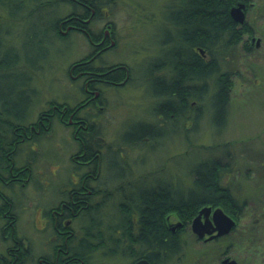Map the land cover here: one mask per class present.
I'll return each instance as SVG.
<instances>
[{"label":"rangeland","instance_id":"1","mask_svg":"<svg viewBox=\"0 0 264 264\" xmlns=\"http://www.w3.org/2000/svg\"><path fill=\"white\" fill-rule=\"evenodd\" d=\"M29 1L31 2V0ZM56 1V15L66 13L65 0ZM170 1L172 0H114L109 6V18L115 23L120 45L107 51L100 58H104L108 63L119 61L126 63L132 69V77L129 83L124 86H103V88L98 85L97 87H101L102 94H104L101 104H84L79 111L78 115L84 116L85 122L87 121L85 125L89 127L88 122H92L95 129L98 130L97 133L103 138L101 146L103 157L101 155L99 161L102 165L101 174L99 172L97 179H89L87 183L95 190L106 189L110 192L106 194L105 202L107 204L102 209V214L106 217L109 214H116L114 204L121 196V192L118 193V189H116V183L119 184V181L114 182L116 179L111 178V181L106 182L107 184L103 182L108 174L109 166L110 169L117 171V168L111 165V161L114 160L113 150L118 148V153H121V150H123V154L128 152V159L132 161L130 170H127L125 181L136 182L143 179L152 182L155 181V177L171 176V179H180L186 186L191 184L192 175L190 172L193 166L198 161L209 157L207 155H214L221 159L223 164H227L224 167L230 169V172H223V184L229 185L232 189L240 188V193L235 191L237 199L240 201L247 199V202L255 207L249 210L246 216H242L237 233L229 235L225 240L218 241V248L212 247L213 244L209 242L200 244V248H198V243L191 232L189 230L182 232L180 239L183 241L182 245H185V251L182 252H185L189 257L193 256L192 259H194L186 258V264H220L218 262L219 254L230 241H237V237L240 243L232 254L235 255L239 264H264V235L259 232V227L263 228V219L256 223V226L250 228L251 231L246 234L247 239H244V229L247 226L244 221H247L248 217L256 215V212L259 213L264 204V11H259L255 0H250L249 5L245 4L249 7L245 20L252 26L253 33L245 34L243 41H247L249 44V39L253 36L255 39H259V43L249 44L250 52L247 54L239 47L236 50L237 53L233 57L230 56L229 64L222 67L232 75L228 112L224 128L221 130L222 133L220 134V129L211 123L212 112L210 114L207 109L206 100L203 101L204 113L195 126L194 124L190 125L192 120L188 119L187 127L175 128L174 133L176 132V134H169L170 136L160 145H152L153 142H149L131 147L120 140L122 131L134 121L141 120V118L152 119V108L157 99L151 94L150 86L142 74L149 65V61L155 59L160 53L155 44L158 36L157 28L172 27L164 20ZM27 2V0H23V4ZM34 4L36 3L34 2ZM33 7L34 5L27 3V6L24 5L23 13L21 12V20H13L10 23L7 21L10 26L9 35L5 39L3 37L0 39L7 42H12V39L16 40V43H11L16 46L17 41H20L21 31L31 21L40 22L42 20L39 18L41 14L34 13L30 17L29 13ZM2 9L5 7L0 2V13L3 12ZM102 22L101 17L99 20H95L98 29ZM162 37L161 33L160 39ZM89 49L91 46L84 36L73 33V42L69 45V50L61 55L62 57L55 59L54 52H51L48 64L54 62L52 66L50 64V68H48V64H45L43 69L34 70V79L26 86L33 102L30 105L25 124L35 122L39 111L48 109L53 101L64 102L68 105L83 102L80 100L83 99L84 93L79 88V83L67 81L64 74H61L64 73L68 63L81 58ZM94 64L97 65L98 62ZM60 65L64 69L55 71V68ZM54 73L55 76L59 75L57 78L60 77L62 80H51V74ZM17 80H21L18 82L23 81L22 79ZM8 82L9 80L5 81L0 78V91L4 90V85ZM188 115L191 117L192 112H189ZM67 116L66 114L60 116L59 120L55 118L51 130L19 144L16 163L20 166L24 164L28 166L29 179L25 184L14 182L0 185L1 191L11 199L13 210L15 209L17 215L16 242L8 246L7 237L3 235L2 229L4 228L7 234L13 237V228L5 224V219L9 215L8 211L5 212L7 214H0V253H6L7 248H11V252L16 253L13 247L17 249L20 245L19 237L25 239L29 248V254L27 252L23 254L28 255L27 259L37 256L38 253H46L52 245L53 241L49 240L51 237L48 234L50 225L45 223L47 218L41 214V209L45 211L51 205L58 203L64 195L66 196V188L80 183L83 173L88 169V161L83 158V154L80 152L82 146L79 147L72 135L73 127L76 126L78 129L81 126L82 118H76V120H80V123L76 125L77 122L73 121L72 114L69 113V117ZM185 129L190 130L187 136L184 133ZM74 136H77L76 133ZM217 147H221V149L215 151ZM74 158L80 162L87 161V163L76 167V164L72 162ZM102 196L103 193L99 192L93 197L92 202L100 201ZM78 225L75 223L74 227L80 234ZM245 249L246 254H244ZM196 252L197 255L205 256V259L200 263L194 257ZM4 257L10 258L7 260L8 264H14L18 259L11 258V256ZM91 264H130V262L128 259L124 260L123 257L100 258L96 251L92 255Z\"/></svg>","mask_w":264,"mask_h":264},{"label":"trees","instance_id":"2","mask_svg":"<svg viewBox=\"0 0 264 264\" xmlns=\"http://www.w3.org/2000/svg\"><path fill=\"white\" fill-rule=\"evenodd\" d=\"M27 1L28 5H34L32 11L29 13L30 17L34 13L38 14L41 11V16L39 17L41 19H45L42 14L46 10L45 8L53 2L51 0ZM88 1L90 3L89 9L86 10L85 8H79L76 3L69 0L71 9L74 12L80 11L90 14L93 11V16L100 13L101 3H105L106 6L108 5V0ZM240 1L247 2L246 0L170 1L167 5L168 10L166 14H168L170 20L175 25L173 27V29L175 28V35H173L175 39L172 40V45L175 46L181 42L185 45V48H180L181 52L177 48L173 49L176 53L173 54L171 65L176 66L178 78L181 80L184 78L189 84L184 85L179 81L173 80L170 81L171 83L165 84L160 75L145 72L143 75L150 86V92L157 99L152 108V119L145 120L141 118V120L134 121L122 131L120 140L131 147L149 142H153L152 145H160L162 141L170 136L169 134H176V132L174 133L175 128L181 126L187 127L186 121L188 119L191 118L192 122L190 125L194 124L195 126L204 113L205 105L203 101L206 100V107L210 114L212 112L211 123L214 127L220 129V134L222 133L221 130L224 128L228 112L230 88L232 85V75L228 70H223L222 67L229 64L230 56L233 57L239 47L246 54L250 52V46L247 41H243V37L245 34L253 33L252 26L246 20L243 23L236 22L229 13L230 7ZM0 2L5 7V9H2L3 12L0 13V37L5 39L9 35V23L13 20H21V12L23 13L24 5L27 6V3L23 4V0H0ZM255 2L259 11H264V1L255 0ZM72 14H69L70 20L72 19L70 18ZM56 18H53L50 24L48 23L44 26L40 24L42 20L40 22L31 21L21 31L19 36L20 41H17L16 46L11 44L13 42L16 43V40L12 39V42H7L4 39H0V78L5 79V81L9 80L4 85V90L0 91V185L2 183L6 184L2 182L4 177L10 180L8 184L14 182L25 184L28 181V166L26 165V167L25 164L20 166L16 163V152L19 144L32 140L44 132L51 130L55 118L59 120V117L65 114L69 117V113L72 114L74 122L76 118H82L81 126L78 129L74 126L72 135L76 142H78L79 147L82 146L80 152L81 154L83 153V158L88 161L89 170L83 174V176L87 177L84 183H87L89 179H93L94 176L98 177L99 172L101 174L102 165H100L99 161L101 160V155L103 157L101 150L103 138L97 133L98 130L95 129L92 122H88L89 127H87L85 125L87 123V121L85 122V117L78 115L84 105L82 102L68 105L64 102L53 101L47 109L49 115L47 114V110H40L35 122L25 124L30 105L33 102L31 101L30 91L26 90V86L33 80L30 77V75L35 73L33 71L43 69L38 68V64L36 65L34 60L36 51L42 48V41L37 39L36 35L40 31H46V29H56L57 21H60V19L55 21ZM47 33L48 37L52 38V33L50 31H47ZM3 34L4 36H2ZM43 34L47 36L46 33ZM43 43L49 48L51 40L49 41L48 39V41H44ZM197 47L200 48V52L202 53L197 51ZM86 57L81 58V60L86 59ZM47 59V57L42 59V66L49 63ZM156 61H149L148 66ZM33 65L34 67H30ZM123 65L127 67L125 63ZM74 66L80 68L89 65L75 64ZM113 66H118V63L110 67ZM29 69H33V71H29ZM119 70L120 72L117 74V77L121 76L120 79H123L126 69L120 66ZM108 75H111L113 78L116 76L112 71L106 76ZM17 79H22L23 81L18 82L21 80ZM189 112H192L191 117L188 115ZM60 122H63V120H60ZM79 123L80 121L76 125ZM30 125L34 126L33 130ZM195 130L194 132H196ZM188 132L190 130H184L186 136ZM75 133L77 136H74ZM219 148L221 149V147ZM219 148L217 147L215 151L220 150ZM112 153L114 160L111 161V165L115 166L117 171L110 169L109 166L107 168L108 174L103 182L108 183L111 181V178L116 179L114 182L119 181V184L116 183V189H118V193L121 192V196L115 202L116 204H114L116 214H109V216L105 217L107 224L111 222L108 226L109 232L107 235H110L112 240L114 236H122V240L111 242L115 247L121 248L122 252L128 257H134L133 252H137L131 251L130 248L134 218H136L135 220L139 226V232L136 237L139 247L138 252L143 248L144 250L141 253H146V249L152 250L155 254L152 260L155 263L157 253L160 251L165 250L169 255L180 252L182 249L180 233L201 206L207 204L221 206L238 221L241 220L244 211L255 207H252L253 204L248 203L247 199L241 201L237 199L235 191L240 193V188H233V190L229 185L223 184V172H230V169L224 167L227 164H223L222 160L214 155H207L209 157L198 161L193 166L190 172L192 175L191 184L186 186L180 179L174 180L171 179V176L155 177V181L152 182L143 179L136 182L125 181L128 173L127 170H130L132 166L130 164L132 161L128 159V152H124L123 154V150H121V153H118L117 148ZM77 161V158L72 159L76 167L82 164L79 163L80 161ZM17 170H20V174L18 173L17 175L20 179H11V173H16ZM109 173L111 174L110 176ZM81 183L73 184V192L75 191L74 189L81 186ZM97 190L102 192L103 196L100 201L93 203L92 199L98 194ZM3 193L0 189V214L2 215L6 210L8 211L11 217L5 219V224L13 228V237H15L17 216L13 212L11 199ZM109 193L106 189H93L92 193L88 195L77 196L76 199H73L76 204L72 208H69L66 214L69 217H76L83 211L80 214L82 216H79L82 218V221H90L93 217V219H99L100 221V216H104L101 207L107 204L105 197ZM62 203L64 202L61 201L59 204ZM87 204H91L93 207L82 208L83 205ZM167 213H173L176 218L183 222L182 227L176 229L175 232L170 231L166 225L165 215ZM79 229L86 231L83 227H79ZM92 237L98 238L99 235L94 234ZM100 246L101 243L97 241L93 248L97 249ZM91 251L92 249L89 250V252ZM0 254L1 256H11V258H14L11 248H7L6 253ZM19 257L20 255L18 254L17 258ZM77 258L75 260L77 264H86L87 257L85 255L79 254ZM17 261L14 264L21 263ZM0 264H4V262H0Z\"/></svg>","mask_w":264,"mask_h":264},{"label":"flooded vegetation","instance_id":"3","mask_svg":"<svg viewBox=\"0 0 264 264\" xmlns=\"http://www.w3.org/2000/svg\"><path fill=\"white\" fill-rule=\"evenodd\" d=\"M51 1H55V2H51V4L49 3L50 5H48L45 8L46 10H44V13L42 14L43 18L45 19H42L40 24L41 26H44L48 23L50 24V21L55 17H57L55 21L59 19L60 21H57L58 24H57L56 29L54 28H52L53 30L46 29V31L43 30V31H40L39 34L37 33L36 35L37 39L42 41V48L36 51L35 53L36 55L34 54L35 63L36 65L38 64L37 65L38 68H44V66H42L43 64L42 59H44V57L49 58V56L52 55L51 52H54L53 56L55 59L57 57H62L61 55H64V52L66 50L67 51L69 50V45L73 42V33H78V34L83 35L84 39H86L88 44L91 46V49H89L85 53V55L82 56L81 58H85L86 56L88 58L86 57V59L84 60H81V58H79L75 61H72L71 63H68V65L65 68L64 73H62L61 75L64 74V77L67 78V81L70 80L71 82L79 83V88L84 93L83 99L80 100V101H83L82 102L83 104H87V105L91 103L101 104L102 102L101 98L103 99L104 94H102L101 87H97L98 85L102 87L104 85L112 86V87L124 86L126 83H129L132 77L131 75L132 69L126 63L125 64L127 65V67L123 65V62L119 61V62H114V63H108V61H106L104 58H100L102 55L106 54L107 51L113 50L120 45V40L117 35L115 23L109 18V6L114 0H108L107 6L105 5V3H101V8H100L101 11L99 14L95 16H93L94 15L93 11L90 14L89 13L85 14L86 12H80V11L74 12V10L71 9L69 0H65L64 2V4L67 6L66 13H63L57 16L55 13V5H57L56 3L57 1L56 0H51ZM71 1L73 3H76V5L79 8H85L86 10L89 9L90 3L88 0H71ZM246 1H247L246 3L243 1L242 2L240 1V3H244V4L248 3L249 5L250 0H246ZM69 5H70V10H69ZM248 5H245V9H244L245 18H246V12L249 9ZM40 13L41 11L38 12V14ZM70 13H73L70 17L72 18L71 20L69 19ZM100 17L103 19V22H102L101 27L98 29V24L95 23V20H99ZM164 20L166 21V23L171 24L172 27L165 28L163 26L162 28H157L156 31H157L158 36H157V39L155 40V44L157 48L159 49L160 53L158 56L155 57V59L152 60V61L154 60H157V61L155 63H152L150 66H147L145 72L146 73L151 72V74L154 73V74L160 75L165 84L171 83L170 82L171 80L179 81L183 83L184 85L189 84L184 80V78L182 80L178 78V75L176 73V68H175L176 66L171 65L173 61V54L176 53V51H173V49L177 48L178 50H180V48L181 49L185 48V45L182 42L178 43V45H175V46L172 45V40L175 39V37H173V35H175V28L173 29L175 25L173 24V21L170 20L168 14L164 16ZM47 31H50L52 33L51 34L52 38L48 37ZM160 31L163 35L162 39H160L161 37ZM43 33H46L47 36H44ZM48 39L49 41L51 40V44L49 47L50 49L47 48L45 44L43 43L44 41H48ZM253 42H256V44L259 43V41L257 42V39H255L252 36L249 39V44L252 45ZM197 49H198L197 51L200 52V48L197 47ZM96 62H98V64L93 65V63H96ZM53 63L54 62L52 63L50 62L51 66ZM116 63H118V66L110 67L111 65L116 64ZM50 64H48V68H50ZM73 64L74 65L75 64H88L89 66L79 68V67H75ZM120 66H123L126 69L125 71L126 74L123 77V79H120L121 76L117 77V74L120 72L119 70ZM30 67H34V65ZM60 69H64L63 66L61 67L60 65V67L59 66L56 67L55 71L60 70ZM29 71H33V69H29ZM110 71L115 73L116 75L115 78H113L111 75L106 76ZM57 76H55V73L51 74V80H62V78L60 77L57 78ZM30 77L34 79V75H30ZM47 114L49 115L48 110H47ZM78 121L80 120L77 119L75 122H78ZM30 126H31V129L33 130L34 126L33 125H30ZM79 163H87V161L79 162ZM87 168H86L87 169L86 171L89 170L88 166ZM18 173L20 174V170H17L16 173L12 172L11 179L19 180L20 177L17 176ZM86 178H87L86 176H83L81 180L82 182L81 186L77 187V189H74L75 190L74 192L72 190L73 186L71 187L69 186V188H66L67 190L66 196L64 195L63 198L58 203L51 205V207L45 211L41 209L42 210L41 214H44L45 217L47 218L45 220V223L50 225L48 234L50 235L51 238H49V240L50 241L52 240L53 242H51L52 245L48 248L49 251H47L46 253H38L37 256H34L31 259H27L28 255H23V254H25L26 252L29 254V248L27 247L26 241H24L25 239L24 238L22 239L21 237H19L18 240H20L21 242H20V245H18L17 249L16 247L15 249L13 247V250H15L16 252L13 255H14V258H17L18 254L19 255L21 254L20 257L21 256L22 257L21 258L19 257L20 259L18 258V260H20L21 262L20 264H77L75 260L78 259L77 256H79V254L85 255L87 257L86 264H91L92 255L96 251L100 258L107 257V256L123 257L124 260L128 259L130 264H135L139 260H145L148 264H186V258H190L191 260H194L192 259L193 256L189 257L185 252H182L183 250L185 251V245L181 246L182 249L180 250L179 253H174L173 255L167 254L165 250L162 252L161 251L158 252L157 257L155 258L156 259L155 263L152 260V257H154L153 255H155L152 250L146 249V253H141V251L144 250L143 248L140 252H138L139 247L137 245L136 237L139 232V226L135 220L136 218H134L133 220V226H132L133 228L131 230V233L133 234V236L131 237L132 242H130L131 244L130 248H131V251H137V252H133L134 257L133 256L128 257L125 253L122 252L121 248H117L112 244L111 241H117V240L120 241L123 238L121 235H119V236H114V239L112 240L110 235H107V233L109 232L108 226L111 222L107 224V221L104 216H100V221L99 219H96V220L93 219L94 217L91 219L92 221L91 220L82 221V218L79 217V216H82L80 215L81 213H83L82 211L76 217H69L68 214H66V211L67 210L69 211V208H72L73 205L76 204V202L73 201V199H76L77 196L82 197V196H85V194L88 195L92 193L93 191V188L88 183L83 182V180H86ZM93 179H97V177L94 176ZM9 181H10L9 179H6V177H4L2 182L8 184ZM73 193H76V194H73ZM97 193H99L98 190H97ZM3 194L7 196L5 193ZM69 194H70V201H69ZM61 201H63L64 203L59 204ZM207 205L211 207L210 213L208 215V218L211 221L208 226V230L211 231L213 227L212 211L215 207H217V205H214V206H212L211 204H207ZM90 207H93V205L91 204L83 205L82 208L87 209ZM103 207H105V204L102 205L101 209H103ZM198 210H197V213H198ZM248 210L250 209H247V211L243 213V217L246 216V214L248 213ZM223 211L235 220V226H233L228 233L223 234L221 236H212L213 234L216 233V231L212 230L210 233L205 232L201 237H199L198 235L192 232L191 227H190V223H191L190 221L183 228V231H181L180 236L182 232H185V231L187 232L189 230L191 234L194 236L195 241H197L198 248H200V244H205L206 242L213 244L212 247L218 248L217 246L218 241L225 240L229 237V235L234 234L235 232L237 233L239 229V228L237 229V227L241 223V220L238 221L232 215L227 213L224 209ZM13 212L16 213L15 209L13 210ZM8 217H11V216L8 215ZM88 219H90V217H88ZM261 219H263L262 221L263 228L259 227V232H261L264 235V204L262 205V210L259 213L256 212V215H252L251 217H248L247 221H244V223L247 224L246 229H244V233H245L244 239H247L246 234H248L249 231H251L250 228L256 226V223H259ZM165 222H166L167 227L172 232H175L176 229H179L180 227H182L181 225L183 224L182 220L176 218L173 215V213H167L165 215ZM176 222H180V224L174 229H171L170 224H173ZM75 223L79 224L78 232L80 231V234L77 233V229H75L74 227ZM79 227L85 228L86 231L80 230ZM2 231H4L3 235L7 237L6 239L9 243L8 246L16 242L15 241L16 237H12L10 236V234H7V231L4 228L2 229ZM94 234H98L99 237L98 238L92 237ZM210 236L212 237L209 238ZM97 241L101 243V246L95 249L93 247ZM239 243L240 242H239L238 237H237V241L236 240L234 242L230 241L226 245L225 249H223L221 253L219 254L218 262L220 264H225L223 262V259L228 257L230 259H234L236 263L239 264V261L234 257L235 255L232 254L234 250H237ZM244 243H246V241H244ZM91 249L92 251L89 252V250ZM244 254H246V249H245ZM194 257L197 259L198 263H200L201 260L205 259L204 258L205 256L200 255V254L197 255V252ZM9 259L10 258L6 259L4 256L0 255L1 263L4 262V264H8L7 260Z\"/></svg>","mask_w":264,"mask_h":264},{"label":"water","instance_id":"4","mask_svg":"<svg viewBox=\"0 0 264 264\" xmlns=\"http://www.w3.org/2000/svg\"><path fill=\"white\" fill-rule=\"evenodd\" d=\"M245 4L238 2L235 6L230 7L229 13L233 20L239 23H243L245 20ZM259 39H257V42ZM211 207L208 205L202 206L198 213L192 218L190 227L193 233L201 237L205 232L210 233L212 230L216 231L212 236H221L223 234L228 233L233 226H235V220L226 214L223 209L219 206L215 207L212 211V222L213 227L212 230H208V226L210 224V219L208 215L210 213ZM203 217V218H202ZM180 224V222H176L170 224L171 229H174ZM210 236L209 238H211ZM225 264H237L234 259L225 258L223 259ZM135 264H148L145 260H139Z\"/></svg>","mask_w":264,"mask_h":264},{"label":"bare ground","instance_id":"5","mask_svg":"<svg viewBox=\"0 0 264 264\" xmlns=\"http://www.w3.org/2000/svg\"><path fill=\"white\" fill-rule=\"evenodd\" d=\"M86 133V132H85Z\"/></svg>","mask_w":264,"mask_h":264}]
</instances>
